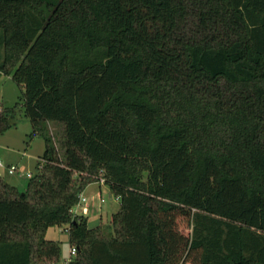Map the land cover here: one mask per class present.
<instances>
[{
    "label": "trees",
    "instance_id": "1",
    "mask_svg": "<svg viewBox=\"0 0 264 264\" xmlns=\"http://www.w3.org/2000/svg\"><path fill=\"white\" fill-rule=\"evenodd\" d=\"M0 73V133L22 104L46 143L27 190L0 175V264H55L63 224L69 264H264V0H0Z\"/></svg>",
    "mask_w": 264,
    "mask_h": 264
},
{
    "label": "rangeland",
    "instance_id": "2",
    "mask_svg": "<svg viewBox=\"0 0 264 264\" xmlns=\"http://www.w3.org/2000/svg\"><path fill=\"white\" fill-rule=\"evenodd\" d=\"M22 90L24 87L15 82L11 75L0 73V107H13L20 103ZM59 126L53 121L48 123L50 133L56 137L59 136ZM32 131V124L25 116L21 104L11 118V126L0 133V157L5 163L4 166H0V175L22 192L27 190L29 177L37 172L40 157L46 149L44 137L40 134L32 135ZM8 165L19 166L23 171L11 173ZM83 195L88 199L89 213L85 215L90 217L89 227L99 224L109 225L113 214L121 208L120 199L107 184L100 181L89 184ZM72 210L73 214L83 213V205L77 204ZM69 229L68 224H63L52 226L47 231V238L60 241L62 246L61 257L55 264H69L72 257ZM183 229L186 233L190 231L186 226H183ZM36 264H44V262L37 261Z\"/></svg>",
    "mask_w": 264,
    "mask_h": 264
},
{
    "label": "built area",
    "instance_id": "3",
    "mask_svg": "<svg viewBox=\"0 0 264 264\" xmlns=\"http://www.w3.org/2000/svg\"><path fill=\"white\" fill-rule=\"evenodd\" d=\"M5 165V163H4V161L1 159V157H0V166H4ZM8 168H9V171L11 172V173H14V172H22L23 170L19 167V166H16V165H8ZM100 182L101 183H105V178L104 177H101V179H100ZM119 198V197H118ZM120 199V198H119ZM102 201H104V198H102ZM87 202H88V199L83 195V193L81 194V197H80V200H79V202H78V205L79 204H82L83 205V214H87V213H89V208H88V204H87ZM76 212V211H75ZM78 212V211H77ZM79 213V212H78ZM77 252V249H76V247L75 246H73L72 248H71V255H74L75 253Z\"/></svg>",
    "mask_w": 264,
    "mask_h": 264
},
{
    "label": "crops",
    "instance_id": "4",
    "mask_svg": "<svg viewBox=\"0 0 264 264\" xmlns=\"http://www.w3.org/2000/svg\"><path fill=\"white\" fill-rule=\"evenodd\" d=\"M89 215V214H88ZM90 218V217H89Z\"/></svg>",
    "mask_w": 264,
    "mask_h": 264
}]
</instances>
